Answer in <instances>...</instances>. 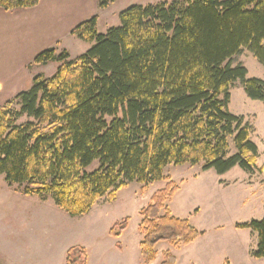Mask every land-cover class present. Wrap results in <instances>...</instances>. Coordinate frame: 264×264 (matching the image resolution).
<instances>
[{
    "label": "trees",
    "instance_id": "obj_1",
    "mask_svg": "<svg viewBox=\"0 0 264 264\" xmlns=\"http://www.w3.org/2000/svg\"><path fill=\"white\" fill-rule=\"evenodd\" d=\"M39 1L0 0V8H32ZM97 1L100 9L113 2ZM119 19L105 33H98L96 16L76 25L71 35L92 44L76 58L55 48L37 54L29 67L57 62L55 72L35 75L29 89L0 108V176L25 195L52 199L72 217L103 197L113 201L130 182L164 179L168 165L202 164L219 175L256 167L251 127L228 104L236 81L264 104V81L233 63L246 49L264 66V0L131 5ZM94 162L97 168L88 171ZM177 190L169 182L138 211L144 264L154 261L157 243L187 245L203 234L166 208ZM127 221H116L109 235L119 237ZM236 228L256 234L251 257L264 258V217ZM175 261L167 250L159 264ZM86 263L84 247L67 250L65 264Z\"/></svg>",
    "mask_w": 264,
    "mask_h": 264
},
{
    "label": "rangeland",
    "instance_id": "obj_2",
    "mask_svg": "<svg viewBox=\"0 0 264 264\" xmlns=\"http://www.w3.org/2000/svg\"><path fill=\"white\" fill-rule=\"evenodd\" d=\"M59 1L42 0L40 6L23 13L0 8V108L29 89L35 75L50 77L55 72L57 62L29 67L40 52L49 48L57 53L66 50L73 59L89 49L91 43L70 34L79 23L96 16L98 33H105L120 24L119 13L131 5L172 0H113L105 9L98 7L97 0ZM40 23L36 35H20L22 29ZM233 63L242 64L248 78L264 81V66L248 50L236 55ZM229 91L228 110L251 127L250 139L258 149L252 173L238 166L219 175L212 169L202 170V164L168 165L163 170L164 179L146 185L130 182L115 191L113 201L103 197L89 212L75 217L59 209L50 198L40 200L23 194L18 184H8L2 175L0 264H65L66 252L73 246L86 249V264H144L138 211L169 182L178 190L165 202L166 208L203 234L187 246L158 243V257L152 264H159L162 252L167 250L177 264H224L225 260L228 264H264V258L251 257L257 236L247 228H236V224L264 217V171H260L264 165V104L248 98L239 81ZM233 153L230 142L229 155ZM97 166L94 162L88 171ZM126 216L127 226L120 236H110L111 226Z\"/></svg>",
    "mask_w": 264,
    "mask_h": 264
},
{
    "label": "crops",
    "instance_id": "obj_3",
    "mask_svg": "<svg viewBox=\"0 0 264 264\" xmlns=\"http://www.w3.org/2000/svg\"><path fill=\"white\" fill-rule=\"evenodd\" d=\"M59 2H62V0H60ZM42 4V0H40L39 1V3L35 6V7H38V6H40ZM33 8V7H32ZM29 9H31V8H26V9H19V13H23V12H28L29 11ZM43 18V17H42ZM46 23H47V21H45V26H46ZM37 25H39V26H41V23L40 24H33L32 26H29L30 28L32 27V29H29V27H28V29H26V30H23L22 29V31L20 32V35L21 34H23V35H25V36H27V35H36V32L38 31V29L36 28V26ZM71 34V33H70ZM73 36V35H72ZM29 64V63H28ZM31 67V66H30ZM225 174V173H224ZM224 174H222V175H224ZM255 234V233H254ZM256 235V234H255ZM201 237V236H200ZM200 237H198V238H200ZM197 238V239H198ZM197 239H195L193 242H191V243H189V244H187V245H190V244H192V243H194ZM159 243H162V242H159ZM158 244V243H157ZM156 244V245H157ZM187 245H185V246H187ZM171 246V245H170ZM171 247H177V246H171ZM155 248H156V246H155ZM69 249V248H68ZM247 255L248 256H250L249 255V250H248V253H247ZM157 257H158V254H157ZM156 257V258H157ZM175 264H177V260L175 261Z\"/></svg>",
    "mask_w": 264,
    "mask_h": 264
}]
</instances>
